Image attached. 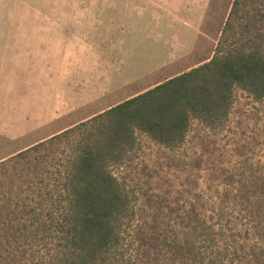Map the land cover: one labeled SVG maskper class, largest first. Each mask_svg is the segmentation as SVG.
Returning <instances> with one entry per match:
<instances>
[{
	"label": "rangeland",
	"instance_id": "rangeland-1",
	"mask_svg": "<svg viewBox=\"0 0 264 264\" xmlns=\"http://www.w3.org/2000/svg\"><path fill=\"white\" fill-rule=\"evenodd\" d=\"M232 3L0 0V160L207 61L224 28L235 39L264 32V0H245L249 21L232 20L230 32ZM255 171L264 173V100L235 88L221 129L193 121L174 150L138 134L116 173L141 218L172 223ZM141 242L138 264L153 256Z\"/></svg>",
	"mask_w": 264,
	"mask_h": 264
},
{
	"label": "trees",
	"instance_id": "trees-1",
	"mask_svg": "<svg viewBox=\"0 0 264 264\" xmlns=\"http://www.w3.org/2000/svg\"><path fill=\"white\" fill-rule=\"evenodd\" d=\"M244 5L233 0L230 32ZM226 30L207 61L0 160V264H138L141 236L144 264H264L263 172L172 223L141 218L116 173L138 134L174 150L193 121L224 126L235 88L264 100V32Z\"/></svg>",
	"mask_w": 264,
	"mask_h": 264
},
{
	"label": "crops",
	"instance_id": "crops-1",
	"mask_svg": "<svg viewBox=\"0 0 264 264\" xmlns=\"http://www.w3.org/2000/svg\"><path fill=\"white\" fill-rule=\"evenodd\" d=\"M0 73H1V71H0Z\"/></svg>",
	"mask_w": 264,
	"mask_h": 264
}]
</instances>
